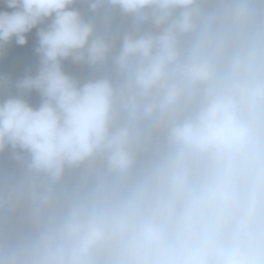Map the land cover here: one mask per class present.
I'll return each mask as SVG.
<instances>
[{
  "label": "clouds",
  "instance_id": "1",
  "mask_svg": "<svg viewBox=\"0 0 264 264\" xmlns=\"http://www.w3.org/2000/svg\"><path fill=\"white\" fill-rule=\"evenodd\" d=\"M0 264H264V0H0Z\"/></svg>",
  "mask_w": 264,
  "mask_h": 264
},
{
  "label": "trees",
  "instance_id": "2",
  "mask_svg": "<svg viewBox=\"0 0 264 264\" xmlns=\"http://www.w3.org/2000/svg\"><path fill=\"white\" fill-rule=\"evenodd\" d=\"M31 46L33 45L32 44L28 45L26 49H30ZM22 50H23V47L13 43L9 45L5 51L3 65L5 69L12 70L15 76H21L24 74L26 70L31 68L30 66L21 62V60L16 57V54H18ZM32 69L34 70L35 68H32ZM34 97H35V94H33L32 96L33 101H34Z\"/></svg>",
  "mask_w": 264,
  "mask_h": 264
},
{
  "label": "rangeland",
  "instance_id": "3",
  "mask_svg": "<svg viewBox=\"0 0 264 264\" xmlns=\"http://www.w3.org/2000/svg\"><path fill=\"white\" fill-rule=\"evenodd\" d=\"M5 10L6 7H5ZM36 30L34 29L31 33L28 34V44L21 46L23 47V50L20 51L18 54H16V57L21 60L24 64L30 66L31 68H35L37 64V57L35 56L34 53V46H35V41H36V36H35ZM33 45L30 47V49H26L28 45ZM38 99V97H34V102Z\"/></svg>",
  "mask_w": 264,
  "mask_h": 264
}]
</instances>
